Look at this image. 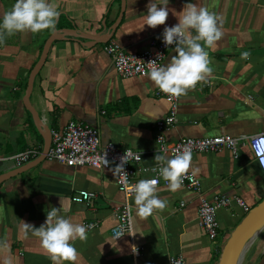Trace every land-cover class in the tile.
<instances>
[{
    "label": "crops",
    "instance_id": "1",
    "mask_svg": "<svg viewBox=\"0 0 264 264\" xmlns=\"http://www.w3.org/2000/svg\"><path fill=\"white\" fill-rule=\"evenodd\" d=\"M15 2L0 0V19ZM46 2L60 12L54 30H26L0 40V176L21 172L0 184V264H52L40 238L22 230V221L39 228L50 208H58L73 223L94 225L86 239L73 242L79 253L76 264H169L177 257L185 264H218V252L244 215L235 206L220 211V238L211 241L199 225L198 207L219 195L240 197L251 209L264 199V176L248 141L242 140L236 157L226 149L193 155L188 172L199 181L198 191H169L162 178L157 195L167 206L151 216L135 214L133 197L132 233L121 239L111 235L124 203L113 167L73 169L46 157L33 165L43 152L47 131L52 143V133L71 121L97 129L102 145L139 153L138 168L159 165L154 160L160 155L155 126L168 116L170 104L157 95L149 76L121 78L104 49L114 42L128 54L146 53L164 27L178 23L177 17L170 11L166 24L152 29L143 20L149 0ZM187 3L219 16L223 37L207 50L212 76L179 97L176 122L164 131L165 138L176 142L264 134V0H169L168 7L179 13ZM53 34L60 38L51 44L30 96L38 129L23 99L29 75ZM245 51L248 59L241 58ZM174 55V48L169 49L161 65ZM32 148L40 151L35 160L20 167L10 160ZM80 191L96 194L93 206L72 202ZM260 233L241 264H264ZM133 244L141 249L136 261Z\"/></svg>",
    "mask_w": 264,
    "mask_h": 264
},
{
    "label": "clouds",
    "instance_id": "2",
    "mask_svg": "<svg viewBox=\"0 0 264 264\" xmlns=\"http://www.w3.org/2000/svg\"><path fill=\"white\" fill-rule=\"evenodd\" d=\"M168 5L169 0H149L146 5L144 26L155 29L165 25L170 11L178 19L176 25L164 27L162 33L165 46H175V55L166 65L158 66L156 61H149L148 76L161 92L180 97L212 76L213 67L207 50L214 48L222 39V21L219 16L198 3H187L179 13L169 9ZM59 16L60 12L46 0H16L12 9L0 19V40L5 35L10 36L26 30L32 33L54 30ZM249 55L247 51L242 52L241 58L248 59ZM261 144L264 145V140ZM101 159L104 166H107L109 162L106 158L102 156ZM125 160L126 156L121 158V163L115 167L113 173L123 175L126 180ZM154 160L160 165V176L167 182L169 191L179 190L192 165L191 151L185 148L172 158L156 154ZM156 184V180L141 179L128 188L135 194V214L138 217H148L154 210L166 208L167 201L157 195ZM129 211H132L131 207ZM91 227L93 226L73 223L60 215L58 208H50L45 223L39 228L22 221L24 234L27 236L31 233L40 238L52 264H76L79 253L73 242L86 239L87 230Z\"/></svg>",
    "mask_w": 264,
    "mask_h": 264
},
{
    "label": "built area",
    "instance_id": "3",
    "mask_svg": "<svg viewBox=\"0 0 264 264\" xmlns=\"http://www.w3.org/2000/svg\"><path fill=\"white\" fill-rule=\"evenodd\" d=\"M150 47V51L146 53L128 54L116 43L110 42L105 46L104 50L110 57L116 73L121 78L131 79L147 77L150 70V66L147 63L149 61H156L158 66L161 65L166 52L175 46H165L163 36L161 35L151 41ZM157 54H159V57ZM157 95L164 97L170 104L168 116L158 121L155 126V143L160 155L172 158L185 148L191 151L192 156L195 154H217L226 149L236 157L244 145L242 140H246L248 141V146L255 163L264 176V145L261 144V141L264 140V134L254 135L248 139L219 136L207 139L182 138L176 142H168L164 131L173 127L176 122L179 97L169 96L159 89H157ZM39 155V149L32 148L11 157L10 160L20 167L35 160ZM102 156L109 162L107 166H104L101 159ZM125 156L124 172L127 173V179L125 180L123 175L116 174L117 188L124 195V203L117 209V223L111 230V235L115 239L124 238L132 233V211H129V208L135 194L130 192L128 188L141 179L156 180L157 184L155 187H159L162 179L159 173L160 165L151 168H138V165L142 162V157L139 153L131 149L120 150L111 144L102 145L97 129L72 121L61 132L52 133L51 147L46 155L48 161L65 165L69 168L91 167L100 171L108 170L111 167L115 169L121 163V158ZM146 174H148L147 177H145ZM182 187L198 191L200 183L192 173L187 172L183 179ZM96 198L97 196L94 193L80 191L73 195L72 202L90 207L93 206ZM234 206L244 216L251 210V207L243 199L236 196L219 195L213 202L202 201L200 203L198 207L199 225L211 241H216L220 238L221 228L218 221V213ZM92 226L88 229L94 228V225ZM140 257L141 249L133 244V260L136 261ZM169 264H185V261L181 257L170 258Z\"/></svg>",
    "mask_w": 264,
    "mask_h": 264
},
{
    "label": "water",
    "instance_id": "4",
    "mask_svg": "<svg viewBox=\"0 0 264 264\" xmlns=\"http://www.w3.org/2000/svg\"><path fill=\"white\" fill-rule=\"evenodd\" d=\"M60 37L57 34H53L50 39L46 42L41 57L36 64V66L31 71L29 78L27 89L25 92V96L23 99V103L25 107H28L27 110L32 114L36 121V127L40 129L37 123V115L31 110L30 105V96L33 91L34 81L39 71L43 67L46 57L49 51V48L53 41L59 39ZM51 147V131L48 130L47 134L44 136V148L41 156L38 158L37 162H33V165L36 163H40L45 160L47 153L49 152ZM27 168V167H26ZM21 173L19 171H15L8 175L0 176V184L4 181L10 179L11 177ZM264 229V199L253 207L245 217L237 224V226L230 233L228 239L226 240L224 246L218 252L219 259L218 264H241L243 258L249 249L250 243L252 240L256 238L259 232Z\"/></svg>",
    "mask_w": 264,
    "mask_h": 264
},
{
    "label": "rangeland",
    "instance_id": "5",
    "mask_svg": "<svg viewBox=\"0 0 264 264\" xmlns=\"http://www.w3.org/2000/svg\"><path fill=\"white\" fill-rule=\"evenodd\" d=\"M245 217V216H244ZM260 235L262 236V237H264V229H263V231L260 233Z\"/></svg>",
    "mask_w": 264,
    "mask_h": 264
},
{
    "label": "bare ground",
    "instance_id": "6",
    "mask_svg": "<svg viewBox=\"0 0 264 264\" xmlns=\"http://www.w3.org/2000/svg\"><path fill=\"white\" fill-rule=\"evenodd\" d=\"M259 233H260V232H259ZM259 233H258V234H259Z\"/></svg>",
    "mask_w": 264,
    "mask_h": 264
}]
</instances>
